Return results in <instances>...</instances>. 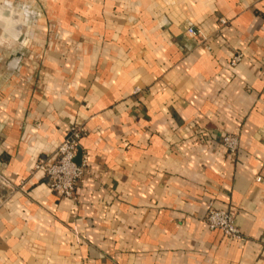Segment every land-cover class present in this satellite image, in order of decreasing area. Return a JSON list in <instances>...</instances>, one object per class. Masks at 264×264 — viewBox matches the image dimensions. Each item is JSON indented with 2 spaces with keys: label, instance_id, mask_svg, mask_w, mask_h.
Wrapping results in <instances>:
<instances>
[{
  "label": "crops",
  "instance_id": "obj_1",
  "mask_svg": "<svg viewBox=\"0 0 264 264\" xmlns=\"http://www.w3.org/2000/svg\"><path fill=\"white\" fill-rule=\"evenodd\" d=\"M0 264H264V0H0Z\"/></svg>",
  "mask_w": 264,
  "mask_h": 264
},
{
  "label": "built area",
  "instance_id": "obj_2",
  "mask_svg": "<svg viewBox=\"0 0 264 264\" xmlns=\"http://www.w3.org/2000/svg\"><path fill=\"white\" fill-rule=\"evenodd\" d=\"M224 24L225 21L222 20ZM187 34L191 38L198 37V32L190 28ZM242 54H236L231 62L233 67L243 61ZM140 90L136 89L135 93ZM86 136L85 127L82 124L72 125L63 143L57 149L56 160L52 164L39 161L35 169L43 172L47 186L51 192L62 199L78 200L77 185L87 173V158L77 162L78 153L81 149V140ZM223 144L231 154H236L239 148V139L236 136L226 135ZM207 226L213 231H220L225 236L241 241L244 236L236 223L235 213L217 208L213 203L208 206L205 218ZM78 236L77 230H75Z\"/></svg>",
  "mask_w": 264,
  "mask_h": 264
},
{
  "label": "water",
  "instance_id": "obj_3",
  "mask_svg": "<svg viewBox=\"0 0 264 264\" xmlns=\"http://www.w3.org/2000/svg\"><path fill=\"white\" fill-rule=\"evenodd\" d=\"M81 157H82V154H81V149L78 153V158H77V162L80 163L81 162Z\"/></svg>",
  "mask_w": 264,
  "mask_h": 264
}]
</instances>
